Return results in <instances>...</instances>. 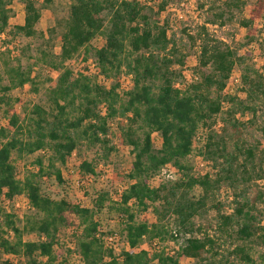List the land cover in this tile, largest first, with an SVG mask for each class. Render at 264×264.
Masks as SVG:
<instances>
[{
	"label": "trees",
	"instance_id": "16d2710c",
	"mask_svg": "<svg viewBox=\"0 0 264 264\" xmlns=\"http://www.w3.org/2000/svg\"><path fill=\"white\" fill-rule=\"evenodd\" d=\"M70 1L60 54H43L46 64L63 69L47 96L50 107L35 105L24 117L15 110L7 94L34 84L30 71L9 68L8 84L1 87L7 124L0 126V264H264V225L256 207L264 192L255 185L264 179V126L257 129L252 119L244 121L255 111L254 104L264 100V73L245 68L242 96H224L233 70L245 58L208 28L234 22L245 1L214 2L195 35L183 31L190 49L199 47L197 79L190 83L183 82L189 51L169 35L161 19L172 0ZM22 3L24 24L10 29L12 0H0V37L38 34L37 0ZM263 11L264 0H256L251 18L241 25L250 29ZM89 49L108 88L64 66L77 55L88 61ZM121 74L133 82L124 95L119 92ZM224 102L229 104L225 110ZM218 115L219 130L212 126ZM118 120L122 125L115 139L112 125ZM246 132L249 139L243 141ZM155 134L162 138L160 149L154 147ZM199 134L205 136L204 156L214 169L202 176L193 174L186 162ZM118 145L133 150L135 159L126 175L131 183L113 194L95 191L91 196L93 183L106 175ZM97 146L103 150L99 158H81L84 147ZM74 155L83 190L71 191L76 198L87 197L88 205L74 203L60 169ZM29 158L32 166L24 168L21 178L18 162ZM168 164L177 177L152 186L151 178ZM52 177L61 191L50 187ZM227 187L236 196L230 213L223 212L225 204L217 198ZM21 197L28 205L22 215L16 209ZM150 209L154 220L138 222V214ZM105 211L117 215L121 234L102 228L99 217ZM116 236L124 244L120 251L106 241ZM227 236L230 248L224 247ZM171 242L174 247H168ZM255 247L263 250L258 260L252 254Z\"/></svg>",
	"mask_w": 264,
	"mask_h": 264
},
{
	"label": "rangeland",
	"instance_id": "374dc122",
	"mask_svg": "<svg viewBox=\"0 0 264 264\" xmlns=\"http://www.w3.org/2000/svg\"><path fill=\"white\" fill-rule=\"evenodd\" d=\"M142 3H153L152 0H137ZM218 1L223 0H172L168 3L164 12L162 13L161 19L168 27V32L171 37H174L176 42H178L181 48H184L185 51H189V55L186 60L185 67L183 68L184 80L183 82H192L194 79H197L195 73V67L198 63V53L199 47L195 46L190 49L191 43L187 39L186 34L183 32L185 29L191 35H195L199 28L204 25L207 19V9L212 3H217ZM246 3V7L243 13L238 15V18L223 27L217 25H208L210 34L217 39L227 42L237 53L238 57L245 58L243 64L239 63L236 66L237 73H243L245 68H253L254 70L264 73V11L262 12L261 17L255 18V21L252 24V27L246 28L241 25L243 19H250L252 11L255 8L256 0H243ZM71 1L70 0H50V3H47L45 0H37V7L40 9L41 19L36 26L38 34L32 38H25L22 36L12 37L11 34H5L0 37V76L2 77L0 81V97H2L3 92L1 87L8 84V77L6 71L10 68H19L23 71H30L32 79L35 80L34 84L28 83L22 88L13 89L7 95L12 98V104L15 110L21 117L27 113V115L32 113V110L35 105H40L45 109L50 107L47 96L53 85L57 82L60 74L63 69H55L50 65L46 64L43 54L50 55H59L61 51L60 36L66 28V22L69 15ZM204 5V8L201 7ZM12 19L10 21V29L23 24L25 12L23 8L22 0H12ZM50 30H54V33H51ZM103 41L98 39L96 42L97 46H101ZM199 45V44H197ZM86 49L81 50V55H84ZM87 58H94V53L89 49L86 54ZM48 58V57H47ZM83 59L82 56L77 55L72 61H68L64 64L65 67H71L78 71L81 67ZM78 67L76 64H78ZM122 76H126L121 74ZM119 76V80L122 76ZM117 81V79H114ZM124 80L125 89L128 87ZM182 82V85L184 84ZM243 89H240V96H242ZM120 94L124 95V91L121 90ZM20 99V102L16 101ZM229 107L227 102L223 104V110ZM255 111H249L244 118V121L252 119L254 125L257 127L264 126V100L256 102L254 104ZM7 106L5 104H0V126L6 125L7 121L5 120V111ZM103 110V107H101ZM217 119V120H216ZM220 115L216 116L213 120V128H218V122L220 121ZM122 125V121H116L112 125V131L114 138L120 134L118 127ZM248 134L247 132L243 136V141H247ZM162 138L159 134L154 135V147L156 149L161 148ZM102 148L100 147H84L81 150V158L83 159H94L99 158L102 153ZM264 155V150L262 151ZM48 157L45 158V165L48 164ZM264 157V156H263ZM135 159L132 148L118 145L116 150L110 156V167L106 171V175H103L100 179H97L93 183V187L90 189V194L95 195V191H108L112 194L115 191L122 190L128 187L130 180L126 178V175L130 172L132 163ZM79 158L77 155H74L67 166H60L63 174L68 182L66 189L70 190V196L73 198L74 203H80L81 205L90 204V200L84 195H80L76 198L72 190L82 189L81 185L79 186V181L81 180L78 175L76 166ZM187 164L194 168L195 161L192 157L186 160ZM18 171L19 176L22 178L24 175V168L26 166L31 167L33 163V158H29L24 161L18 162ZM264 164V163H263ZM59 167V166H57ZM50 184L52 189L61 188L57 185L52 177L50 179ZM153 185H158L157 181L151 182ZM87 185V184H86ZM257 188L264 192V179L258 180L255 182ZM80 187V188H79ZM57 189V191H58ZM56 191V190H55ZM56 191V192H57ZM196 193H199L197 191ZM250 198L254 197V194L248 195ZM229 197H233V200H230ZM235 191L232 188H223L217 195L218 201H221L225 204L223 209L224 213H230L234 208ZM257 210L260 213V222L261 225H264V201H258ZM17 211L22 215L28 210L27 201L25 198H20L17 200L16 205ZM153 212L152 209L145 213L138 214V222L144 221H153ZM101 225L103 229H111L117 233H122L123 226L113 212L108 211L103 212L100 217ZM210 219H212L215 224L217 221V213L214 209L210 211ZM197 223H201V219H196ZM119 235V234H118ZM120 244L119 249L124 247L123 242L119 239ZM117 242V243H118ZM168 247H174L173 242L168 244ZM232 246V239L227 236V244L224 247L230 248ZM263 252L262 249L255 247L252 251V254L255 259H259V256ZM6 259V256L4 257ZM183 264H187L184 262Z\"/></svg>",
	"mask_w": 264,
	"mask_h": 264
},
{
	"label": "built area",
	"instance_id": "2783aa9c",
	"mask_svg": "<svg viewBox=\"0 0 264 264\" xmlns=\"http://www.w3.org/2000/svg\"><path fill=\"white\" fill-rule=\"evenodd\" d=\"M70 62V61H69ZM79 63L76 64L78 67ZM81 67L78 71H75V73L81 72L84 76L92 77L95 79V81L105 87H109L110 83L105 78V76L102 74L101 68L98 65V63L95 61L94 58L88 59V61H82L80 64ZM237 70H233L227 85L223 91L224 96H234V95H240V89L242 88V76L241 73H237ZM126 79V83L128 84V87L125 89V84L123 83ZM120 82V88L119 92L123 90L124 92L130 90L133 86L132 77L131 76H122V78L119 80ZM177 87L181 88V84H177ZM105 110V108L103 109ZM222 126L221 122L218 121V128L220 129ZM218 129V130H219ZM206 140L205 136L203 134H199L195 139V144L193 146V151L190 155L195 161L194 168H193V174L196 175H206L211 174L214 172L212 163L207 160L204 156V146H205ZM177 177L172 165L168 164L161 168V170L155 174L151 178V182L157 181L158 185H153L155 187H158L162 182L165 181H172ZM230 200H233V197H229ZM119 236L116 237H109L106 238V241L108 244H110L111 247H113L116 251H120L121 249L118 248L119 246ZM118 242V243H117Z\"/></svg>",
	"mask_w": 264,
	"mask_h": 264
},
{
	"label": "crops",
	"instance_id": "0c3cea01",
	"mask_svg": "<svg viewBox=\"0 0 264 264\" xmlns=\"http://www.w3.org/2000/svg\"><path fill=\"white\" fill-rule=\"evenodd\" d=\"M23 24H24V22H23ZM23 24H21V25H23Z\"/></svg>",
	"mask_w": 264,
	"mask_h": 264
}]
</instances>
